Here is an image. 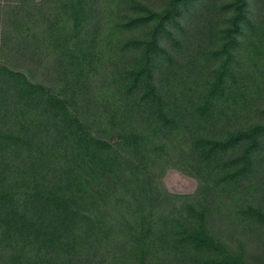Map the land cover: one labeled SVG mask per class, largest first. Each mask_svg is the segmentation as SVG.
Returning <instances> with one entry per match:
<instances>
[{"label":"trees","instance_id":"1","mask_svg":"<svg viewBox=\"0 0 264 264\" xmlns=\"http://www.w3.org/2000/svg\"><path fill=\"white\" fill-rule=\"evenodd\" d=\"M214 1L120 0L103 38L109 13L98 0H36L20 18L27 35L8 22L22 5L0 0V264H264V246L251 261L214 232V199L170 208L171 195L148 194L154 182L139 167L166 147L239 197L238 218L264 239V109L234 129L204 126L223 106L221 120L240 110L228 102L244 80L238 56L249 36L264 41V24L248 0ZM103 68L114 89L105 96L94 87ZM184 68L202 80L198 97L174 87L170 70ZM180 131L181 151L161 138ZM112 134L143 142L89 147Z\"/></svg>","mask_w":264,"mask_h":264},{"label":"rangeland","instance_id":"2","mask_svg":"<svg viewBox=\"0 0 264 264\" xmlns=\"http://www.w3.org/2000/svg\"><path fill=\"white\" fill-rule=\"evenodd\" d=\"M36 0H1L2 4H11L15 5L16 2H19L22 5V11L20 13L13 12L14 19L8 18V22L10 24H14L18 31L24 32L26 35L28 34V30L24 27L25 23L24 20H20L21 17L24 15V11L31 12L30 5ZM120 0H98L97 2V10L98 13H102L105 15L109 13V17L104 22V27L102 29V37L104 38L107 33V25L109 20L112 19L111 11L114 9L116 2ZM146 3L153 6L154 8L161 9L163 0H145ZM207 1V0H206ZM228 0H215L214 4L219 5L221 3L227 2ZM250 5V16L257 21L262 22L264 24V0H248ZM203 8V7H202ZM216 16V14H215ZM2 18V17H1ZM200 18V17H198ZM217 18V17H215ZM102 19V17H101ZM199 25V20L197 18H193V20L189 23V30L195 31L197 26ZM29 36V35H28ZM106 42L103 39L102 45L105 46ZM2 47H0V50ZM103 50H105L103 48ZM186 62L187 57L182 59ZM239 60V69L241 75H244L243 82H240L238 88L234 91H230L231 97L228 101L232 103L231 108L235 109L240 106V110L233 112L232 109L228 110L223 116V120H221L222 115L225 112V106H223V110H221L217 115L216 118L212 121H209L204 124L207 130H215V129H234L238 126L250 124L253 122H257L261 120V110L264 109V41L260 39H256L253 36H249L245 39L243 43V48L239 53L238 56ZM206 63V62H205ZM207 64V63H206ZM106 64L105 67L108 68ZM204 66V65H203ZM110 68H112L110 66ZM201 68V66H200ZM103 68L101 70L103 77L98 79L94 83L95 90L101 92L102 96H105L104 92H109L114 89L108 84L109 78L111 77L110 71L108 69ZM171 80H173L174 87L180 93H192L195 95L194 97H198L202 93V87L199 85L198 81L201 82L202 80L199 79V76L196 75L197 72H191L190 70L184 68L183 73L181 70H170ZM183 74V75H182ZM190 74V75H187ZM201 75V77L206 76ZM181 81H175V80ZM32 80H34L32 78ZM175 81V82H174ZM59 84V82H57ZM56 88V84L54 83ZM246 87L243 92L245 96L238 95L241 88ZM201 92V93H200ZM198 95V96H197ZM108 99L112 102L111 108L117 104L118 96L115 97L113 95H109ZM237 101V102H236ZM81 121L76 116L75 118L71 119L72 128L75 133L85 140V133L83 126L80 123ZM128 127V125H127ZM165 142L170 145L172 148H177L180 151L183 148H187L188 143V135L185 134V131H180L179 133H169L167 135H162ZM192 140V139H191ZM120 141H123L130 146H136L143 142L142 139L135 137L134 135H127V134H112L108 137L106 142L101 141L98 143L89 142V147H105L108 143L109 144H116ZM88 142V141H87ZM149 147L152 146V143L149 141L147 144ZM165 146V145H164ZM163 147L156 148L152 151V153L142 162H139V167L141 171L154 183L152 186V190L147 188V192L149 195H153L156 192L162 194H169L172 196V203L169 204L170 208H176L178 206H186L189 202H194V200L209 199L211 205L213 204V199L215 203L212 207L216 204H219L222 207L221 213L215 210V218L212 223H214L213 230L219 235H222L225 238L226 242L231 245L233 248H237L238 246L246 247V253L249 255L251 261H255L251 255H259L263 253V246H264V239L261 238L260 232L257 230L255 231L252 226L247 225L244 223V220H240L238 218L235 206L238 205L234 203V200H239V197L231 196L227 192H220L221 189L215 188L214 184L208 186V182H205L203 177L204 174L201 171H198V168L194 166L189 167L187 164L181 163V165L177 164V160L166 154V147L165 151ZM95 160L98 161L97 158ZM156 160V163L153 164V161ZM176 170H181L184 174L191 178V182L187 185H178L174 188L173 191H167L163 188V185L169 183V178L173 172ZM213 188V190L207 189ZM218 190L215 194V190ZM156 191V192H155ZM154 192V193H153ZM244 197V196H243ZM234 200H233V199ZM242 201L239 203L241 204ZM215 208V207H214ZM229 213V214H227ZM161 252L156 253L160 255Z\"/></svg>","mask_w":264,"mask_h":264},{"label":"clouds","instance_id":"3","mask_svg":"<svg viewBox=\"0 0 264 264\" xmlns=\"http://www.w3.org/2000/svg\"><path fill=\"white\" fill-rule=\"evenodd\" d=\"M169 183L163 185V188L167 191H173L178 185H187L191 182V178L184 174L181 170H176L169 178Z\"/></svg>","mask_w":264,"mask_h":264}]
</instances>
